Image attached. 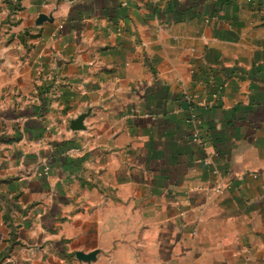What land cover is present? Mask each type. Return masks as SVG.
Here are the masks:
<instances>
[{
  "label": "crops",
  "instance_id": "crops-1",
  "mask_svg": "<svg viewBox=\"0 0 264 264\" xmlns=\"http://www.w3.org/2000/svg\"><path fill=\"white\" fill-rule=\"evenodd\" d=\"M0 34V264H264V0H0Z\"/></svg>",
  "mask_w": 264,
  "mask_h": 264
},
{
  "label": "built area",
  "instance_id": "built-area-1",
  "mask_svg": "<svg viewBox=\"0 0 264 264\" xmlns=\"http://www.w3.org/2000/svg\"><path fill=\"white\" fill-rule=\"evenodd\" d=\"M191 119L194 121H197V117L195 115L191 116ZM194 140L197 141L199 144H201L202 146L205 145V142L200 138L199 133L195 132L194 133ZM220 191V190H219Z\"/></svg>",
  "mask_w": 264,
  "mask_h": 264
},
{
  "label": "water",
  "instance_id": "water-1",
  "mask_svg": "<svg viewBox=\"0 0 264 264\" xmlns=\"http://www.w3.org/2000/svg\"><path fill=\"white\" fill-rule=\"evenodd\" d=\"M78 123H79V122H78ZM78 125H79V124H78ZM74 129L77 130V129H79V127H78V126H75Z\"/></svg>",
  "mask_w": 264,
  "mask_h": 264
},
{
  "label": "rangeland",
  "instance_id": "rangeland-1",
  "mask_svg": "<svg viewBox=\"0 0 264 264\" xmlns=\"http://www.w3.org/2000/svg\"><path fill=\"white\" fill-rule=\"evenodd\" d=\"M0 37H1V34H0ZM0 58H1V56H0ZM1 64V63H0Z\"/></svg>",
  "mask_w": 264,
  "mask_h": 264
}]
</instances>
